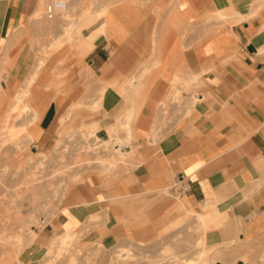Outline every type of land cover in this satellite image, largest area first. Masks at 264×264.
I'll list each match as a JSON object with an SVG mask.
<instances>
[{"label":"crops","instance_id":"0c3cea01","mask_svg":"<svg viewBox=\"0 0 264 264\" xmlns=\"http://www.w3.org/2000/svg\"><path fill=\"white\" fill-rule=\"evenodd\" d=\"M38 1L0 0V61L9 34ZM176 6L184 30L156 36L155 18L126 0L107 10L105 36L89 54L77 55L68 44L53 52L31 85L28 102L37 116L26 133L39 145L62 120L95 126L100 141L128 148L135 163L110 185L89 177L71 191L54 220L64 232L79 235L83 220L97 222L104 215L96 212L107 209L110 223L142 239L181 210L195 221L205 217L207 244L239 239L252 248L264 237V0H177ZM25 61L20 72L27 74L33 62ZM176 75L181 83L193 81L189 91L179 83L181 103L169 98ZM88 96L92 110L83 104ZM163 101L171 119L157 135ZM116 127L125 130L121 136L112 133ZM176 183L188 188L178 198L167 194Z\"/></svg>","mask_w":264,"mask_h":264},{"label":"rangeland","instance_id":"374dc122","mask_svg":"<svg viewBox=\"0 0 264 264\" xmlns=\"http://www.w3.org/2000/svg\"><path fill=\"white\" fill-rule=\"evenodd\" d=\"M122 1L126 0H69V2L67 0L68 9L73 14V19H76L75 21L79 20L80 15H83L85 11L96 12L105 3L109 9L110 6ZM127 1L143 7L155 18L154 33L156 36L164 35L171 30L185 29L177 11V0ZM38 2H41L43 7L42 19L33 21L29 17L23 25L14 28L7 38L5 51L8 52L11 62L0 73V126L12 104L14 94L20 90L25 78L36 67L38 59L44 57L43 59L46 60L57 51L51 44L64 29L61 23L63 12H54L50 16L46 10V0ZM94 28V25L84 27L82 35L89 34ZM218 29L220 27L215 28V32ZM73 43L66 44L75 53L77 52V55L80 54L79 49ZM30 59L33 62L30 71L27 74L21 73L25 67H20V65ZM1 64L2 60L0 67ZM86 78L87 83L93 82L92 76L87 74ZM88 85L86 86L90 88ZM189 89L190 87L187 91ZM171 96L172 92L169 98L173 101ZM25 99L29 101V96ZM85 101L83 103L85 108L92 110L87 103L93 99L88 96ZM182 101L180 94L178 103ZM163 104L158 108L159 116L154 122V134L157 135L171 119V107L165 101ZM184 110L185 115L190 114L189 103H186ZM11 117V125L16 127L14 132L9 133L10 137L14 140L21 137L24 141L21 149L17 148L13 141H8L6 145L0 147V237H5L8 241L0 242V264H148L164 258L162 252L167 249L166 247L172 250L174 255L189 257L188 259L191 258L190 256L192 258L196 256L195 253L199 250L197 247H200L201 238L206 235L207 229L200 227L194 218L184 214L181 210H177L179 215L183 214L180 218L172 220L174 222L171 221L172 223L163 226L154 234L139 239L127 237L115 224L110 223L106 215L108 214L107 209H101L96 214L104 216L97 222H89L88 218L83 220L78 229L82 236L72 248L57 258L53 256L47 260L48 249L46 247H49L47 245H50L51 240L64 232L54 220L58 219L65 205L64 200L69 193L89 177H98L105 184L110 185L135 163L130 158L126 162L117 163L111 170L105 171L103 166L95 160L94 154H86L82 151L85 146L97 141L94 137V139L86 138L83 129L76 126L70 127L73 124L62 120L58 123L53 136L38 145L26 141V134L29 133H26V128L29 125L22 124V122L26 121L27 117H19L18 113L12 114ZM124 131L122 127H116L112 133L114 136H121ZM4 137L5 135L0 138ZM99 149L103 150L104 147L100 146ZM110 149L112 150V147ZM41 157L44 163L42 167L36 169L35 161L41 160ZM167 194L178 198L171 190ZM181 219L184 220L181 224L176 223ZM19 233L22 235V242L13 240L14 236ZM208 244L212 248L207 255V264H244L242 262L244 259L245 264H264V237L258 245L252 248L245 246L239 239L220 245H213L210 242ZM121 247L131 249V257H118L117 251ZM160 263L170 264L162 261Z\"/></svg>","mask_w":264,"mask_h":264},{"label":"bare ground","instance_id":"6f19581e","mask_svg":"<svg viewBox=\"0 0 264 264\" xmlns=\"http://www.w3.org/2000/svg\"><path fill=\"white\" fill-rule=\"evenodd\" d=\"M62 1L67 2V0H62ZM68 2H69V0H68ZM92 3H93V1H92ZM99 8H100L99 10H96V12H93V13H91L89 10L88 11H85V13H83V15H80L81 17L79 18V20L77 19V21H75L76 19L75 20L73 19V14H71L70 9H68V7L65 10L61 11V12H63V17L61 18L62 19L61 23H63L62 24L63 25L62 28L64 27V29L60 32V35L59 36L55 37V39H54L53 42L51 41L52 42L51 46L53 48H56V50H58L62 46H64L66 43H73V42H75L73 44H75V46L79 49L78 52H80V55L89 54L90 51H92L93 48H94V46H95V41L97 39H99L104 34L103 33L104 32V25H105L104 24V17H105V14L107 12V9H108L107 8V3H105L102 7H99ZM42 15H43V7H42V4L40 2L38 4L37 8L35 9L34 13L30 17L33 19V21L34 20L37 21V20H41L42 19ZM74 16H76V15H74ZM218 17L221 18V19H223V18L226 17V14L224 12H221L220 11V14H219ZM31 22H32V20H31ZM90 25H94L95 28L89 34L83 36L82 35V29L84 27H87L88 28V26H90ZM104 36H105V34H104ZM72 47H74V46H72ZM43 58L38 59L39 61H37L38 63L36 64V67H34L33 70L31 71V73H29L28 76L25 78L26 80L21 85L20 90L18 89L19 91L16 94H14L15 96H14L12 102H11L12 103L11 106H10L7 114L5 115L4 119L2 118L3 120H2V125L0 126V137L1 136L3 137L4 135H5V137L4 138H0V147L6 145L8 141L15 142L14 143L15 146L17 148H19V149H21L23 147V141L24 140L22 141L21 140V137H18L16 140H14L9 135V133L15 131V127H16V126H12L11 125V118H12L11 116L14 113H18V116L19 117H27V120L24 121V122H22V124H25V125H30L31 123H33L35 121L37 115L35 114V112L33 111L32 107L30 106L29 102L26 101L25 98H27L29 96L31 85L35 81V79H36V77H37L40 69L42 68V66L44 65V63L46 61ZM8 61H9V57H8V53H7L5 55L3 61H2V68L0 69V73H1L2 69L5 70L6 66L8 65ZM154 63L157 65L158 64V61H156ZM178 75H180V74H178ZM181 78H182L181 76H177L176 75L175 80L173 82V85H177V86H174L177 89L174 90V88L172 86L173 91H171L172 92V96H171L172 98L171 99L173 100V102H177V103L179 102V98H180V94H181V90L178 88L179 87L178 86L179 83H181L180 82V79ZM191 82L193 83V81L187 80V81L181 83V87L180 88H183V87L184 88H189V87H191ZM184 88H183V90H184ZM103 89H105V87ZM103 92H104V90L102 91V93ZM92 104H95V103H92ZM98 106H99V103L95 105V108L98 107ZM131 116H132V114H131ZM122 118H123V116H122ZM129 122H130V119H129ZM14 125H16V124H14ZM82 129L85 132L84 135L86 136V138H89L90 139V138H93L94 137V138L97 139V141L94 142L93 144L91 143V145L85 146V149L82 150V151H85L86 154H89V153L92 154V155L94 154L95 155V160H97V163H100L103 166V170L109 171L112 168H114L117 165V163H123V162H126V160H128L127 158L130 155L129 154L130 153V150L128 148L122 149L123 147H121V145L118 148H115V145L116 144H112V146H108V145L104 144V142H102V141L99 140V138L97 136V128L95 126L83 127ZM25 138H26V141H31V142L33 141V136H32L31 133L26 134V137ZM127 143H129V142H127ZM98 144H100V145H98ZM100 146L101 147L103 146L104 149L103 150H100L99 149L100 150L99 151L98 148ZM111 147H112V150L110 149ZM41 158H42L41 160L35 161V165H36L35 167H36V169H38L39 167H42V165L44 163L43 157H41ZM209 214H207V215H209ZM201 216L200 217L198 216L199 219H196V220L197 221L199 220L198 222L200 224L199 223L198 224L202 228L205 229V227L207 226L206 225V221H205V217L203 216L204 217L203 218ZM79 235H77V232H76V234L75 233L74 234L73 233H69V232H63L62 234L58 235L53 240H51L52 242L51 243L49 242L50 245H47L49 247H46L48 249V251H47L48 259L47 260H49L50 257L53 258V256L57 258L63 252H65L68 249L72 248L73 245L77 241L80 240V236ZM21 236L22 235L19 233L18 235L14 236L13 240L15 239V241H18V242L21 241L22 242V240H21L22 237ZM201 240H200L201 241V244L199 245L200 247L199 248L197 247V250L199 249L198 252H196V250L194 248V250L196 252V253L194 252L195 255H196L194 258H192V256H190L191 257L190 259H188L189 257H187V258L185 257L186 258L185 259L184 257H181L178 254H175L174 255L172 253V250H170L168 247H166L167 249H164V251L162 252V253H164L163 254L164 256H162L164 258L161 257L162 259H159V260H157L155 262H152V263L149 262L148 264H161L160 263L161 261L162 262H168L170 264H200V263L201 264H207V262H208L207 255H208L209 250L211 249V247L207 245V243H206V241L204 239V236L201 238ZM5 241H7V239L5 237H0V242H5ZM11 242H13L12 239H11ZM15 243H17V242H15ZM195 245H196V243L194 244V246ZM128 247H121L117 251L118 257H121V258L122 257L123 258L129 257L132 254L131 253L132 250L129 249ZM19 248H21L20 245H19ZM19 248H17V249H19ZM191 253H193V252H191ZM183 259H185V260L181 262V260H183ZM45 261H44V263H45ZM71 261H73V260H71Z\"/></svg>","mask_w":264,"mask_h":264},{"label":"built area","instance_id":"2783aa9c","mask_svg":"<svg viewBox=\"0 0 264 264\" xmlns=\"http://www.w3.org/2000/svg\"><path fill=\"white\" fill-rule=\"evenodd\" d=\"M68 7V3L62 0H46L47 13L52 16L54 12L63 11ZM188 190L187 187L181 186L179 183L173 187V193L180 197L184 192Z\"/></svg>","mask_w":264,"mask_h":264}]
</instances>
